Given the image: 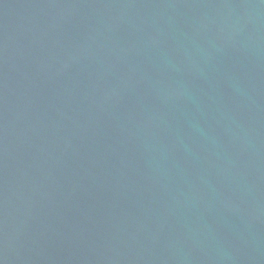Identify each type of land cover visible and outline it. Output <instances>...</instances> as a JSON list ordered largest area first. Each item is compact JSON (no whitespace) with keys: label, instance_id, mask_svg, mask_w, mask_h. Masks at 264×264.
Returning <instances> with one entry per match:
<instances>
[{"label":"water","instance_id":"1","mask_svg":"<svg viewBox=\"0 0 264 264\" xmlns=\"http://www.w3.org/2000/svg\"><path fill=\"white\" fill-rule=\"evenodd\" d=\"M0 264H264V0H0Z\"/></svg>","mask_w":264,"mask_h":264}]
</instances>
